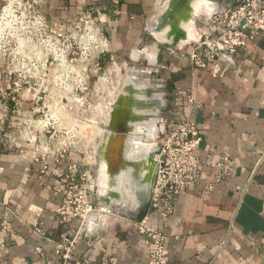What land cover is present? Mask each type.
I'll use <instances>...</instances> for the list:
<instances>
[{
	"label": "crops",
	"instance_id": "1",
	"mask_svg": "<svg viewBox=\"0 0 264 264\" xmlns=\"http://www.w3.org/2000/svg\"><path fill=\"white\" fill-rule=\"evenodd\" d=\"M5 1L0 0V10ZM235 4L236 0H225L224 8ZM77 5L96 6L107 21L111 51L101 61H111L112 69L106 70L113 79L109 103L120 88L128 96L142 94L137 98L144 103L145 118L134 137L151 146L142 145L143 154L154 149L162 127L174 126L184 113L186 97L176 92L182 90L194 101L191 117L203 133L197 149L201 164L196 181L170 199L172 212L164 232L171 263L264 264V31L230 59L221 58V72L213 77L211 65L192 66V44L157 58L147 28L156 0H49L45 11L53 20L68 21ZM209 28L206 18L199 16L193 37ZM120 57L128 64L118 77L117 71L125 70ZM138 74L146 78L140 80ZM108 111L101 124L108 121ZM10 131L0 148V221L11 226L0 229V264H62L57 245H62L61 252L68 250V264H145L147 252L136 221L145 213L150 222L159 220L158 211L149 208L151 195L135 207L130 181L124 178L120 183L114 177L100 191L92 170L95 150L89 186L97 209L86 224L60 221L55 211L65 190L63 175L71 162L85 169L86 155L74 149L59 166L43 170L34 160L32 145L24 143L15 127ZM225 156L233 161L232 167L221 181L209 185L218 170L210 164ZM37 226L43 236L34 232Z\"/></svg>",
	"mask_w": 264,
	"mask_h": 264
},
{
	"label": "built area",
	"instance_id": "2",
	"mask_svg": "<svg viewBox=\"0 0 264 264\" xmlns=\"http://www.w3.org/2000/svg\"><path fill=\"white\" fill-rule=\"evenodd\" d=\"M21 6L22 0H6L1 7L0 38L12 37L20 52L22 45L29 43L28 51L33 52L32 55L36 52L34 48H39L38 44L50 46L52 55L49 56L47 48L44 54L39 48V56L36 52L35 57H28L29 63L10 71L13 77L0 79V148L15 127L24 143L32 145L34 160L44 170L51 164L59 166L62 159L76 149L73 129L64 122L62 111L49 108L42 111L40 119L33 123L32 114L36 109L22 111V103L47 100L63 106L65 100L71 99L80 106L89 105L91 71L97 75L96 81L113 84L112 77L101 67V59L110 53L111 44L105 33L107 21L96 6L77 5L74 18L68 21L53 20L40 8L27 14ZM205 18L210 28L202 30L190 43L194 46L190 59L197 69L211 65L210 73L217 77L221 72V58L230 59L248 39L252 40L257 33L264 31V0H236L235 5ZM24 67L26 70L22 71ZM53 87L58 95L49 93ZM176 94L186 97V109L174 126L162 127L154 158L157 172L149 208L158 211L159 220L150 222L148 213H145L136 221L147 252L145 264H172L164 232L172 212L170 199L196 181L201 164L197 149L203 133L191 117L194 101L182 90ZM232 165L228 156L210 164L218 170L209 185L221 181ZM79 168L77 163L68 164L63 175L65 190L55 212L60 221L76 219L80 224H86L97 208L90 200V171ZM10 227L7 221H0V229ZM34 232L45 234L39 226ZM62 249V245H57L55 251L61 256L62 264H68V250L61 252ZM36 250L39 252V247Z\"/></svg>",
	"mask_w": 264,
	"mask_h": 264
},
{
	"label": "water",
	"instance_id": "3",
	"mask_svg": "<svg viewBox=\"0 0 264 264\" xmlns=\"http://www.w3.org/2000/svg\"><path fill=\"white\" fill-rule=\"evenodd\" d=\"M196 1L168 0L166 6L156 16L155 21L152 22V31L161 35L162 39L157 42L160 55L192 42L186 25L193 21L195 28L198 19L194 16ZM203 1L212 6V14L219 13L225 6V0ZM148 30L151 34V30L149 28ZM143 104L137 97L126 95L125 89L120 88L113 102L109 104L108 121L102 124L103 131L96 149L95 177H98L101 162L106 164L108 161V149L114 147V163L117 170L107 173L109 175L106 180L109 181L113 177L118 178L119 181L128 179L132 185L130 189L134 194L135 207L141 206L145 198L151 195L157 172L154 154L158 152V149L150 150L147 155L140 150L135 154L130 152L132 144L141 148L140 144L132 143L130 139L136 141L134 134L138 132L139 125L135 123L145 118L142 115ZM129 152L131 157L128 155ZM121 174H123L122 177H120ZM114 196L119 197V194ZM101 199L103 202L107 201L106 196Z\"/></svg>",
	"mask_w": 264,
	"mask_h": 264
},
{
	"label": "rangeland",
	"instance_id": "4",
	"mask_svg": "<svg viewBox=\"0 0 264 264\" xmlns=\"http://www.w3.org/2000/svg\"><path fill=\"white\" fill-rule=\"evenodd\" d=\"M47 1L49 0H22V6H21V10L25 11L27 14H32V11L34 8H40L42 13H46L47 15H49L46 11H45V7L47 5ZM161 1V2H160ZM156 2H160L162 7L165 4L166 0H156ZM164 3V4H163ZM156 12V7L154 6V10L151 11L150 15H149V19H153L155 17V13ZM208 14H204L202 13L200 16L201 18L206 17ZM153 16V17H152ZM147 28H148V23H147ZM149 31V30H148ZM150 33V31H149ZM155 36V34H153ZM151 36V42L150 44H152L153 42H155V37ZM110 40V39H109ZM5 42V43H4ZM39 45V48L42 49V53L44 54L46 52L47 48V53H49V56L52 55V52L49 50L50 46H46V45ZM29 48V43L23 44L22 45V49L20 52V48L19 45L16 43V41H14V39L10 36L8 37H2L0 38V79L1 80H5V79H9V77H13L11 74L10 76V71H14V69L16 67H22L23 64L29 63L28 61V57L29 56H34L36 55V52L38 54V56L41 54V51L39 50L38 47L34 48L36 50L35 54L32 55L31 52L28 51ZM109 54V53H108ZM104 56H107L104 55ZM132 57H134L132 55ZM122 60L121 62H123L125 70L124 72L120 69L117 71V75L118 77L122 76L121 73H125L126 69H127V64L126 63V59L124 57H120ZM124 58V59H123ZM141 59V58H138ZM41 60H38V62ZM103 62V63H102ZM111 61L106 58L103 59V61H101V67H102V71H104L106 74H108V72L106 71L107 69H112L111 67ZM135 63V62H134ZM137 65H141L139 62H136ZM92 66V64H90ZM119 67V65H118ZM22 71L26 70V67L21 69ZM111 71V70H109ZM139 75V74H138ZM97 75H94V71L90 72V77L88 80V102L89 105H78L75 104L73 102L70 101V99H68V101H64V105H56V103L53 105L52 102H48L47 100H41L37 103H32V102H23L22 103V107L21 110L22 111H31L33 109H36L35 113L32 114V120L33 123L36 122V120L40 119V116L42 115V111H46L47 108H49L50 110L53 111H62V117L64 119V122L69 125L72 129H73V133H74V140L77 143L76 149L80 150L81 152H83V154L86 155V160L85 162H87L86 164L84 163L83 166L86 170L91 169L89 166V163H94L92 160L91 155H93L95 153V150L93 148V143H95L97 137L101 136V133H99V131L101 130L100 128V124H101V118H99V111H101V105L103 104V100H109L110 95L114 92L112 89V85H109L107 83L104 82H98L96 81ZM140 80L145 79L146 77H142L141 75H139ZM55 87H53L52 89L49 90V93H51L53 96L56 94L58 95L59 92L55 91L54 89ZM99 91H101L98 95L94 94L95 92L98 93ZM108 94V95H107ZM73 103V104H72ZM67 104V105H66ZM71 104V105H70ZM78 105V106H77ZM104 107V105H103ZM74 110V111H73ZM105 110V108H104ZM70 111V112H69ZM96 126V127H95ZM158 142V141H157ZM156 142V143H157ZM158 144H156V146L154 147V149H157ZM89 153V154H88ZM84 156V155H83ZM154 158H155V154H154ZM92 170H96V164H95V168H94V164L92 165ZM90 171V170H89ZM90 177L91 173H90ZM95 177V175H94Z\"/></svg>",
	"mask_w": 264,
	"mask_h": 264
},
{
	"label": "bare ground",
	"instance_id": "5",
	"mask_svg": "<svg viewBox=\"0 0 264 264\" xmlns=\"http://www.w3.org/2000/svg\"><path fill=\"white\" fill-rule=\"evenodd\" d=\"M159 1V0H158ZM167 1L168 0H166V2H165V4L163 5V7H162V5H161V1L160 2H158L157 3V5H156V14H155V17L152 19H149V21H148V28L151 30V34L153 35V34H155V42L153 43V46L155 45V49H156V51H157V58L159 57V54H160V48H159V46H158V40H160V39H162L161 38V35L159 34V33H157V32H153L152 31V22L153 21H155V19H156V16L159 14V12L166 6V3H167ZM194 7H195V11H194V16L196 17V18H198L202 13H204V14H208V15H210L211 13H212V10H213V8H212V6L211 5H209L207 2H205V1H203V0H197L196 2H195V5H194ZM186 27L189 29V37H190V39H192V41L194 40V39H196V35H195V37H193V34H192V30H194L195 31V28L193 27V21L192 22H190V23H188L187 25H186ZM154 48V47H153ZM147 55V54H146ZM127 82V81H126ZM114 89H115V87H114ZM137 89H140V87H137ZM136 94H137V96H135V97H142V94L141 93H139L138 91L136 92ZM108 95V94H107ZM112 97V96H111ZM109 98V100H103L102 102H103V104L101 105V111H99V118H101V122H103L104 121V119L106 118V116H107V111H108V108H109V101H110V99H112V98ZM70 101L71 102H73L71 99H70ZM74 103V102H73ZM72 103V104H73ZM75 104H77V103H75ZM67 105V104H66ZM71 105V104H70ZM79 105V104H78ZM77 105V106H78ZM103 105H104V107H103ZM104 108H105V110H104ZM74 111V110H73ZM70 112V111H69ZM140 113V112H139ZM121 114H119V116H120ZM122 116H123V113H122ZM152 119L150 118L149 119V121H151ZM103 124V123H102ZM102 124H101V126H102ZM135 125H139L140 126V121L139 122H136L135 123ZM96 127V126H95ZM102 128V127H101ZM99 141V140H98ZM96 142V141H95ZM133 143H135V141L133 142ZM138 144H140V142H138ZM142 145H145V149L147 148H151V146L150 147H148L146 144H140V147H142ZM93 148H94V150H96V148H97V145H96V143H93ZM113 149H114V147H112V148H109L108 149V151H107V165L105 164V162H101V164H100V169H99V173H98V187H99V190L100 191H103L105 188H106V177H108V175L110 174V172L112 171V172H114L115 170H117V168H115V163H114V161H115V159H114V155H113ZM131 149H132V151H130L132 154H135V153H137L139 150H141V148H139L138 146H135V145H131ZM142 151V150H141ZM129 152V157H131V153ZM108 167H109V169H108ZM107 171V172H106ZM109 171V172H108ZM107 173H109V174H107ZM122 175L123 174H121V176L120 177H122ZM101 180V181H100ZM100 182H101V184H100ZM120 183H121V180H120ZM100 184V185H99ZM105 191V190H104ZM104 194V193H103ZM126 198H128V197H126Z\"/></svg>",
	"mask_w": 264,
	"mask_h": 264
}]
</instances>
